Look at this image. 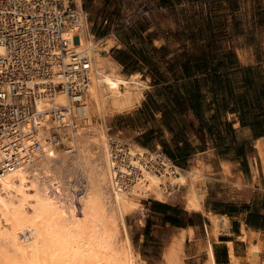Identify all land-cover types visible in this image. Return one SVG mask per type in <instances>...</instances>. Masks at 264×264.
Instances as JSON below:
<instances>
[{
  "label": "crops",
  "instance_id": "1",
  "mask_svg": "<svg viewBox=\"0 0 264 264\" xmlns=\"http://www.w3.org/2000/svg\"><path fill=\"white\" fill-rule=\"evenodd\" d=\"M169 4L104 0L100 19L89 22L94 39L112 36L110 49L128 53L129 65L113 58L119 72L147 84L138 105L111 114L109 134L160 148L179 169L199 168L207 176L199 210L178 199L141 198L131 238L143 264H161L181 236L185 264H205L209 250L215 264L263 262L264 0L242 3L231 16L236 30L179 38L161 30L176 23L155 18ZM122 30L142 37L122 41Z\"/></svg>",
  "mask_w": 264,
  "mask_h": 264
},
{
  "label": "bare ground",
  "instance_id": "2",
  "mask_svg": "<svg viewBox=\"0 0 264 264\" xmlns=\"http://www.w3.org/2000/svg\"><path fill=\"white\" fill-rule=\"evenodd\" d=\"M81 2L75 0L83 19L79 46L89 55V81L79 106L58 88L34 100L43 116L19 144L27 152L35 139L41 147L0 174V264H143L126 222L141 198L178 199L197 210L204 196L201 169L156 170L150 149L129 142L119 152L121 144H111L116 137L104 120L138 105L147 85L119 72L109 58L115 38L94 39ZM53 160L76 172L67 189L48 167ZM182 239L169 245L161 264H185ZM205 264H215L210 250Z\"/></svg>",
  "mask_w": 264,
  "mask_h": 264
},
{
  "label": "built area",
  "instance_id": "3",
  "mask_svg": "<svg viewBox=\"0 0 264 264\" xmlns=\"http://www.w3.org/2000/svg\"><path fill=\"white\" fill-rule=\"evenodd\" d=\"M82 21L75 0H0V174L41 147L35 139L27 152L19 144L43 116L34 110L36 97L58 88L79 106L91 66L87 49L79 46ZM116 142L119 152L128 146ZM150 150L156 170L175 166L162 149Z\"/></svg>",
  "mask_w": 264,
  "mask_h": 264
},
{
  "label": "rangeland",
  "instance_id": "4",
  "mask_svg": "<svg viewBox=\"0 0 264 264\" xmlns=\"http://www.w3.org/2000/svg\"><path fill=\"white\" fill-rule=\"evenodd\" d=\"M244 2L245 0H173V4L165 6V10L158 12L155 15V18L159 23H162V21H165L167 19H170L172 20V22L176 23V28L174 30H168V28L164 26L161 28L162 32L164 31L165 33L175 38H179L182 35L197 34H209L210 36L216 33H223L226 31L238 29L237 23L231 21V16L237 15L239 13V11L241 10L240 7ZM103 4L104 0H90L87 2L82 0V5L84 8H82V10L84 13H86V15L88 13L89 28V22L100 19V16L103 14ZM112 4L113 2H111V5H108L110 9L113 6ZM124 4L126 5L127 3L124 2ZM124 4L122 6H124ZM114 20L115 22L120 21V16L115 15ZM118 36L120 40L126 42L129 40V38L137 39L138 37H142V34H140V36H133L130 34L128 35L126 31L122 30L119 31ZM211 56L212 59H215V57H219L218 53H211ZM109 58H119L120 60H122V62H125L128 65L130 63L128 53L123 52L120 49H115V47H113L112 50L109 49ZM136 77H138L139 80H142L140 75H137ZM110 116L104 120L105 130L107 132L108 119L110 118ZM115 139L117 140V138ZM48 167L51 169L52 173H55V175H57L56 180L59 181L58 183L59 185H61L62 189H67L69 186L68 183H70L69 180L74 179L76 176V172L73 169H70L67 163L61 165L58 160H53ZM79 182V180H76L73 183H76V185H82ZM140 208L141 209L139 210H142V206ZM136 218L137 212L135 209L134 211H132V213L126 216V222L130 234ZM140 218L142 219V216H140ZM141 219L140 222L142 221ZM154 254L157 255L156 252Z\"/></svg>",
  "mask_w": 264,
  "mask_h": 264
},
{
  "label": "trees",
  "instance_id": "5",
  "mask_svg": "<svg viewBox=\"0 0 264 264\" xmlns=\"http://www.w3.org/2000/svg\"><path fill=\"white\" fill-rule=\"evenodd\" d=\"M84 1H88V0H84Z\"/></svg>",
  "mask_w": 264,
  "mask_h": 264
}]
</instances>
